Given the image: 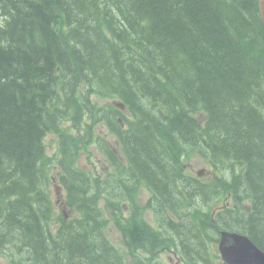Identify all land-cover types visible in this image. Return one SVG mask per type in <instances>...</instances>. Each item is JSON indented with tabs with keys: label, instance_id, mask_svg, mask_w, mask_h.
I'll use <instances>...</instances> for the list:
<instances>
[{
	"label": "trees",
	"instance_id": "16d2710c",
	"mask_svg": "<svg viewBox=\"0 0 264 264\" xmlns=\"http://www.w3.org/2000/svg\"><path fill=\"white\" fill-rule=\"evenodd\" d=\"M172 1L0 0V254L19 261L27 247L32 264H142L144 247L148 256L172 245L186 264H211L214 227L246 232L264 251V32L256 0ZM157 5L175 14L156 16L163 33ZM151 31L162 37L150 49ZM93 95L118 98L129 114L97 107ZM101 119L119 155L94 137ZM49 131L59 137L64 203L78 212L68 220L58 214L54 230L44 180ZM95 141L111 171L77 166ZM195 154L217 179L184 175L182 158ZM140 185L152 192L145 208L154 211V229L139 207L123 213ZM227 194L229 205L209 223ZM110 223L126 249L112 244Z\"/></svg>",
	"mask_w": 264,
	"mask_h": 264
},
{
	"label": "rangeland",
	"instance_id": "374dc122",
	"mask_svg": "<svg viewBox=\"0 0 264 264\" xmlns=\"http://www.w3.org/2000/svg\"><path fill=\"white\" fill-rule=\"evenodd\" d=\"M173 2H175V1L170 0V5ZM170 5L168 7L169 9L171 7ZM156 8H157V10L155 11V19H157V20H155V21L157 22V26L160 27V32L163 33V29L164 28H163V26L160 25L159 20H158V18H161V19H163V18H162V16H160V17H158V16L163 14V13H168L169 10H167L168 8L167 9L163 8V6H161V5L160 6L157 5ZM164 17L174 18L175 14L173 12H169V15L168 16L164 15ZM163 22H165V20ZM153 27H154V25H153ZM160 32L159 33L155 32V34H154V32L151 31L149 36H147L146 41H147V45L150 48H152L154 46L153 42H152L154 39L160 40V38L162 37L161 36L162 34L160 35ZM150 36H152L151 37L152 40H148ZM188 39H190V36L188 37ZM190 40H192V39H190ZM163 42H165V41H163ZM162 48L164 49V48H166V46H162ZM153 56L156 59H158L157 56H155L154 54H153ZM108 102H111V101L110 100L108 101V100H106L104 98H98L97 99V104L98 105H105ZM122 122L123 121H118V124H122ZM96 131H97V134H100V135L104 136L105 139H107L108 141H110V142L114 141L113 137L111 136V134L108 132L107 128L104 125L98 123L97 126H96ZM44 140H45V144H46L47 153L49 155H56L57 154V138H56V136L54 134L48 133V134H46ZM94 160L97 163H99V164L101 163L102 166L101 167L98 166ZM143 160L146 161L145 159H143ZM80 163H82L84 166H87V161L85 159V156L80 158ZM93 163H94L95 167H97L98 171L107 169L106 163L104 162V160H103L102 156L100 155V153H98L97 151L95 153V157L93 159ZM186 163H187V166H186L187 173H191V174H195L202 167H206L207 168V166L204 164V162L200 161V158H194L192 160L187 161ZM54 174H55V170H51V169L48 170V175L50 176V178H49V183H48L47 190L49 191L51 201L54 203V205H56L58 207L59 210H61V207L59 206L58 201H57V197H56V195L54 193V184H56L57 187L58 186L60 187L62 197L64 195V189L59 184V182H58L57 178L54 176ZM53 179H55V180H53ZM147 196H148V193H147L146 190H141L140 191L139 199L144 201V200H146ZM54 205H53L54 216H56V214H58V209ZM65 210H66V212H67V214L69 216H73L74 215V212H72L71 209L65 208ZM146 217L149 220V222L152 224L153 223V219L151 217V214L147 213ZM118 238H119V235L117 234V232L114 229H112L111 232H110V239H112L113 241L115 240V243L117 244L118 243ZM168 255H170L169 252H164L163 254H161V259L166 264H173V263H171L168 260ZM173 260H174V258H173ZM0 264H5V261L3 259H1V258H0Z\"/></svg>",
	"mask_w": 264,
	"mask_h": 264
},
{
	"label": "water",
	"instance_id": "95a60500",
	"mask_svg": "<svg viewBox=\"0 0 264 264\" xmlns=\"http://www.w3.org/2000/svg\"><path fill=\"white\" fill-rule=\"evenodd\" d=\"M260 13H261V20L264 27V0L260 1V7H259ZM225 234H222V237L224 238ZM246 248L249 251L250 257L254 264H264V253L261 252L258 248H256L252 243L248 241H244Z\"/></svg>",
	"mask_w": 264,
	"mask_h": 264
},
{
	"label": "bare ground",
	"instance_id": "6f19581e",
	"mask_svg": "<svg viewBox=\"0 0 264 264\" xmlns=\"http://www.w3.org/2000/svg\"><path fill=\"white\" fill-rule=\"evenodd\" d=\"M8 2L9 1H11V0H7ZM117 3V2H116ZM1 4V3H0ZM129 4V3H128ZM113 5V4H112ZM117 5V4H116ZM114 6V5H113ZM112 7V6H111ZM115 9V8H114ZM117 9V8H116ZM125 9V8H124ZM112 9H110V11H111ZM16 11V10H15ZM116 12V11H115ZM73 13V12H72ZM108 13V12H107ZM76 16V15H75ZM71 19H72V17H71ZM72 22V21H71ZM70 22V23H71ZM110 22V21H109ZM112 22H113V19H112ZM111 23V22H110ZM112 24V23H111ZM110 24V25H111ZM118 25L119 24H117V27H118ZM112 26V25H111ZM120 27V26H119ZM107 28H109V27H107ZM113 30V29H112ZM130 33V32H129ZM131 35V34H130ZM121 36H122V34H121ZM116 42V41H115ZM54 44V43H53ZM49 48V47H48ZM151 49V48H150ZM16 56V55H15ZM46 65V64H45ZM43 75V74H42ZM22 79V78H21ZM43 82V81H42ZM45 82H47V81H45ZM150 83V82H149ZM40 85V84H39ZM54 86V85H53ZM142 92V91H141ZM117 121H123L122 120V118L121 117H117ZM97 123H105L104 121H103V119H101V121L100 122H97ZM106 124V123H105ZM121 127H124V122H122V124H119ZM175 221V220H174ZM183 222H184V220H183ZM164 223H165V225H171V224H169L166 220H164ZM182 224V223H181ZM172 226V225H171ZM172 229L171 228H169V231H171Z\"/></svg>",
	"mask_w": 264,
	"mask_h": 264
},
{
	"label": "flooded vegetation",
	"instance_id": "af4514ba",
	"mask_svg": "<svg viewBox=\"0 0 264 264\" xmlns=\"http://www.w3.org/2000/svg\"><path fill=\"white\" fill-rule=\"evenodd\" d=\"M40 236H43V235H40ZM46 247H47V249H48V246H49V242H48V240L46 239V241H45V244H44ZM46 253L48 254V251H46Z\"/></svg>",
	"mask_w": 264,
	"mask_h": 264
}]
</instances>
